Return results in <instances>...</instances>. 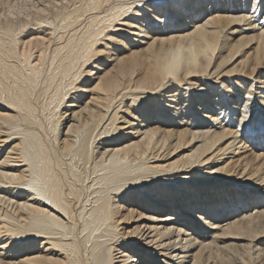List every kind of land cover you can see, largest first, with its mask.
I'll return each instance as SVG.
<instances>
[{"label":"bare ground","instance_id":"1","mask_svg":"<svg viewBox=\"0 0 264 264\" xmlns=\"http://www.w3.org/2000/svg\"><path fill=\"white\" fill-rule=\"evenodd\" d=\"M214 3L68 0L43 23L0 21V148L15 142L0 169L27 171L0 179V238L19 264H264V6L229 0L240 25L210 19ZM101 32L120 35L96 63ZM193 42L207 58L161 86L164 57Z\"/></svg>","mask_w":264,"mask_h":264},{"label":"snow or ice","instance_id":"2","mask_svg":"<svg viewBox=\"0 0 264 264\" xmlns=\"http://www.w3.org/2000/svg\"><path fill=\"white\" fill-rule=\"evenodd\" d=\"M68 0H48L47 3H44L43 0H40V3H33V0H0V8L4 9V11H0V21H8L9 26L12 27V22L16 21L18 16L20 18H26L29 21L33 20V13L36 15L37 23H43L40 17L43 16H50L53 10L59 11L62 5H66ZM261 6H264V0H260ZM248 6H252V0H248ZM236 12H241V14L237 15ZM211 13H215L216 15H210V19H215L216 16L219 15H227L228 18L231 20L233 24H240L244 25L246 21H251V17L247 15V8L244 10L236 9L234 10L233 6L230 5L229 0H216V3L212 5ZM207 14V13H206ZM262 14H264V11H262ZM249 27L255 28L257 27V22L252 21L249 25ZM20 27H24L23 25H20ZM259 28L264 29V22L259 23ZM202 31L200 27H197L193 30V33H190L189 35H194L197 32ZM119 32H109L107 34L101 32L100 35H98L95 38V42L92 43L91 47L89 48L90 55L92 57H98V59L95 60L96 63H100L106 54L105 44L109 41V39H115L116 37H119ZM261 35L264 36V32H261ZM43 38V37H42ZM153 46L156 45V41L151 42ZM114 46V45H113ZM211 50V47L208 48H197V45L195 42L190 44L187 48H183L181 46H177L174 50H170L169 53L164 57L163 62L160 66V77H161V86L163 84L168 83L172 80H177L180 78L181 74L184 72L183 64L185 59L187 60L188 64V70L186 72V75H184V79L187 80L188 78L193 76V72L191 70L193 65H196L198 62V58L200 56H204L207 58V53ZM187 53V57L184 56V53ZM43 55V53H41ZM170 56V59L168 58ZM91 67V64L88 65ZM256 69L253 68V72H255ZM207 75V73H205ZM85 83H91L85 77L84 79ZM96 88L99 90L100 85L97 84ZM261 92H264V88L261 89ZM220 95L224 98L225 103L222 106H230V104L233 102V94L231 91L229 92H222ZM241 100L239 103H243V94H241ZM250 98V97H249ZM68 97L65 98V102L68 101ZM11 111L10 106H6L2 101H0V115H9ZM135 111V110H133ZM204 111H208L207 108L204 109ZM212 115H216V112L213 111L211 113ZM237 116H240V112L237 111ZM243 126H248L253 124V118L247 114V111L243 115L242 119L239 121ZM259 131L264 134V118H262L259 121ZM233 129H236V124H233ZM253 130H256L253 128ZM15 143L14 141L10 140H4L3 148H0V164L5 163L3 157H4V151L7 149L9 143ZM20 145L16 144L15 149H19ZM195 155V154H193ZM105 156H107V153H105ZM105 156H101V159L103 160ZM17 165L15 168H3L0 169V179L5 181L7 184H24L25 182V176L27 175V171L25 170V174H20V163L18 160L13 161ZM26 186V185H25ZM2 188V186H0ZM2 194V192H0ZM50 203V202H49ZM22 207H32L31 204L22 205ZM37 211L44 212L48 211L47 209L37 208ZM196 223H201V221H196ZM227 231V230H226ZM131 235V234H130ZM264 241V233L260 234V237L258 238V242ZM14 242V241H12ZM10 246V242L7 240V238H0V252L3 253V255H0V264H12L13 261H16V264H19V261L13 257L8 255V248ZM262 256H264V253H262ZM52 264V262H50ZM136 264H146L145 261L137 260Z\"/></svg>","mask_w":264,"mask_h":264}]
</instances>
